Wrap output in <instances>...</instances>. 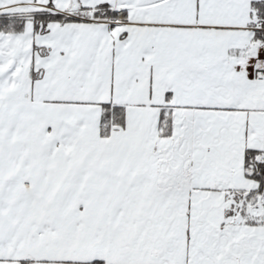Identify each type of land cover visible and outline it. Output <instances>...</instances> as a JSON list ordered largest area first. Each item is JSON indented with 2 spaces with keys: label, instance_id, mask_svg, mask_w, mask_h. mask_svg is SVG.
Instances as JSON below:
<instances>
[{
  "label": "snow or ice",
  "instance_id": "1",
  "mask_svg": "<svg viewBox=\"0 0 264 264\" xmlns=\"http://www.w3.org/2000/svg\"><path fill=\"white\" fill-rule=\"evenodd\" d=\"M0 264H264V0H0Z\"/></svg>",
  "mask_w": 264,
  "mask_h": 264
}]
</instances>
